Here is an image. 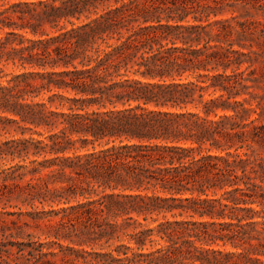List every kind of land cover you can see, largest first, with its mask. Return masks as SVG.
<instances>
[{
    "label": "trees",
    "instance_id": "16d2710c",
    "mask_svg": "<svg viewBox=\"0 0 264 264\" xmlns=\"http://www.w3.org/2000/svg\"><path fill=\"white\" fill-rule=\"evenodd\" d=\"M258 2L0 0V113L39 136L19 167L67 204L65 264H264V25L218 18Z\"/></svg>",
    "mask_w": 264,
    "mask_h": 264
},
{
    "label": "rangeland",
    "instance_id": "374dc122",
    "mask_svg": "<svg viewBox=\"0 0 264 264\" xmlns=\"http://www.w3.org/2000/svg\"><path fill=\"white\" fill-rule=\"evenodd\" d=\"M258 1L259 4H262L263 9L259 7L258 3L257 7L260 9H255L250 4L247 5L250 13H247L245 8L226 7L223 13H219L218 18L236 17V20L241 21H260L262 23L260 26H263L264 0ZM234 47L240 48L237 43ZM242 50L249 51L248 48H242ZM253 50L261 52L260 46L256 43H254ZM249 65L250 63H245L242 68L245 69ZM254 66L259 65L255 63ZM5 69L11 71L14 68L10 65ZM0 82H3V79H0ZM259 91L263 93L261 89ZM262 122H264V117ZM30 136L39 138L37 134L33 133V130L25 129L23 123L11 122L4 117V114L0 113V244L2 242L1 245L3 246L0 247V256L9 255L16 258L19 255L17 246L11 245L13 242H33L35 246L43 243L46 246L45 250L57 253L56 256H48L49 259L58 264H65L59 244L64 246L75 244L70 239L73 237L68 238L67 235L71 230L70 224L61 225L63 212L57 213V211L61 207L67 206V204L54 199L51 194H48L46 199L41 195H36L41 191L42 181L36 179L34 183L37 186L31 187L27 182L32 175L27 172V169L19 167L20 165H31L30 161L36 158H43L33 154V147L29 149L28 155L21 151L20 139ZM23 172H27V174L22 176L21 173ZM8 175L10 177H7ZM50 187L53 189L59 187V185L50 184ZM143 222L151 223V219ZM122 242H128L127 236L122 235L120 238L111 239L108 242L105 239L98 240L83 247L93 252H105ZM5 245L7 246L5 247ZM75 247L80 248L79 246ZM6 248H9V252L5 251ZM21 263L33 264V257L27 254L21 260Z\"/></svg>",
    "mask_w": 264,
    "mask_h": 264
}]
</instances>
